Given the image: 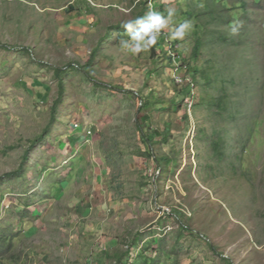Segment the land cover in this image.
Listing matches in <instances>:
<instances>
[{
  "label": "rangeland",
  "instance_id": "374dc122",
  "mask_svg": "<svg viewBox=\"0 0 264 264\" xmlns=\"http://www.w3.org/2000/svg\"><path fill=\"white\" fill-rule=\"evenodd\" d=\"M0 44V264H264V0H0Z\"/></svg>",
  "mask_w": 264,
  "mask_h": 264
},
{
  "label": "clouds",
  "instance_id": "9594fccd",
  "mask_svg": "<svg viewBox=\"0 0 264 264\" xmlns=\"http://www.w3.org/2000/svg\"><path fill=\"white\" fill-rule=\"evenodd\" d=\"M174 15L175 10L173 9L168 10L167 16L160 11L150 10L144 16L127 20L122 27L126 30L129 39L119 41L121 48L132 55L148 51L157 44L160 33L172 23ZM189 28V22L180 24L172 32V37L182 39ZM232 30L233 32L237 31L235 27Z\"/></svg>",
  "mask_w": 264,
  "mask_h": 264
},
{
  "label": "trees",
  "instance_id": "16d2710c",
  "mask_svg": "<svg viewBox=\"0 0 264 264\" xmlns=\"http://www.w3.org/2000/svg\"><path fill=\"white\" fill-rule=\"evenodd\" d=\"M1 45V44H0ZM3 47H6V48H8V46H4L3 45ZM200 49V44H196V46H195V50L197 51V50H199ZM57 70V69H56ZM62 87V86H61ZM217 103V106H222V103H221V101H218V102H216ZM151 105V102L150 101H145V102H143L142 103V108H141V110L143 109V108H146V107H148V106H150ZM147 118V117H146ZM143 134H145V138L149 141V142H152V144L154 143L153 141H154V137L153 136H151V134H149V133H143ZM213 145H214V147H219V144H218V141L215 139L214 141H213ZM235 157H238V154H236L235 155ZM28 159V155H25V157H24V161H26ZM168 159V158H167ZM24 167H25V165L24 166H21V168L18 170V171H13V172H8V173H5L1 178H0V180H2L3 178H11V177H13V176H19L20 174H21V172L24 170ZM185 227H187V226H185ZM15 237L16 236V234L15 233H12V235L11 236H9L8 237V234L7 233H5V230H3L1 233H0V261H1V256L5 253V252H7V251H9L10 249H11V247L13 246V240H12V238L11 237ZM210 243V246L213 248V249H215V245L210 241L209 242ZM224 259L225 260H227L228 261V263L229 264H233L232 263V261H230L229 259H228V257H224Z\"/></svg>",
  "mask_w": 264,
  "mask_h": 264
},
{
  "label": "crops",
  "instance_id": "0c3cea01",
  "mask_svg": "<svg viewBox=\"0 0 264 264\" xmlns=\"http://www.w3.org/2000/svg\"><path fill=\"white\" fill-rule=\"evenodd\" d=\"M74 133H75V129H73L71 131V133L68 134L66 137H69L70 135H72L71 137H73V134ZM79 142H81V141H79ZM87 185H91V183H89ZM93 185H94V189H97V190L101 191L100 190L101 189V182H94ZM86 188H87V186H86ZM106 201L107 200H105V201L103 200V202H99L100 204H98L97 206H90V210H93L95 212L97 211V214H98L97 217H99V214L100 215H103V216H106V214H105V204H106ZM100 220L102 221V224L105 222L104 217H100ZM104 235H106V237L109 238V243H112V244H114V240L117 239L116 238L117 236H115V234H104ZM101 236H103V234H98V237H101ZM115 247H118V245L117 246L115 245ZM110 250H112L111 247H110ZM110 254L115 255V256L116 255H119V256H123L124 255L123 253L117 252L116 250L114 252H111V253H107V252L104 253L105 257L108 256V255H110Z\"/></svg>",
  "mask_w": 264,
  "mask_h": 264
},
{
  "label": "built area",
  "instance_id": "2783aa9c",
  "mask_svg": "<svg viewBox=\"0 0 264 264\" xmlns=\"http://www.w3.org/2000/svg\"><path fill=\"white\" fill-rule=\"evenodd\" d=\"M178 67H176L175 69H174V77L176 78V80L177 81H182V79H181V76L180 75H178L177 73H178ZM75 128H80V124L77 122V123H75V124H73V129H75ZM84 133L86 134V135H91V133H92V131H91V129L90 128H86V130L84 131Z\"/></svg>",
  "mask_w": 264,
  "mask_h": 264
}]
</instances>
